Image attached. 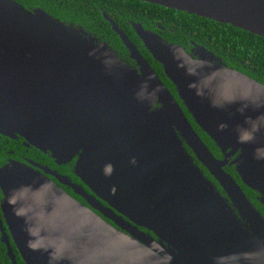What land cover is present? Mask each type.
Returning <instances> with one entry per match:
<instances>
[{"label": "water", "instance_id": "obj_1", "mask_svg": "<svg viewBox=\"0 0 264 264\" xmlns=\"http://www.w3.org/2000/svg\"><path fill=\"white\" fill-rule=\"evenodd\" d=\"M143 1L264 36V0ZM107 18L140 69L81 26L0 0V134L24 138L60 165L73 163L90 189L41 164L2 165L0 229L13 264L11 239L26 264H264V214L224 169L235 165L264 204V83L205 48L188 52L136 26L219 159L137 45Z\"/></svg>", "mask_w": 264, "mask_h": 264}, {"label": "trees", "instance_id": "obj_2", "mask_svg": "<svg viewBox=\"0 0 264 264\" xmlns=\"http://www.w3.org/2000/svg\"><path fill=\"white\" fill-rule=\"evenodd\" d=\"M30 9L41 8L50 15L67 23L81 26L86 32L105 34L106 38L115 39V44L123 46L121 38L111 28L106 15L112 17L117 24L131 37L147 55L155 62L160 71H164L160 62L156 61L145 47L144 42L137 33L136 26L142 24L145 29L159 32L170 42H176L192 52L194 43L202 45L207 51L225 63L227 66L238 69L245 74L264 83V36L251 33L242 28L218 22L203 16L191 14L186 11L162 6L143 0H17ZM109 31L110 34L106 32ZM162 79L175 94L184 107L187 116L198 131L202 139L214 151H220L214 140L204 132L187 111L178 96L173 82L164 74ZM221 152V151H220ZM31 158L39 162H50L65 173L76 176L72 164L60 165L51 156L34 146H25L24 138L12 139L0 134V167L10 159L25 160ZM242 180V179H241ZM243 182V181H242ZM244 184V183H243ZM244 188L249 196L259 193L246 184ZM3 194L0 189V200ZM255 205L264 214V204L255 199ZM18 264H26L16 245L12 242ZM0 259L3 264H13L7 254V245L2 241L0 229Z\"/></svg>", "mask_w": 264, "mask_h": 264}, {"label": "flooded vegetation", "instance_id": "obj_3", "mask_svg": "<svg viewBox=\"0 0 264 264\" xmlns=\"http://www.w3.org/2000/svg\"><path fill=\"white\" fill-rule=\"evenodd\" d=\"M107 17H110L109 15H106V19L110 22L111 24V28L114 30V32L117 34V36H119V38H121L120 34L114 29L113 27V22H111ZM112 19V17H110ZM113 20V19H112ZM115 22V20H113ZM117 23V22H115ZM119 25V24H118ZM120 27V26H119ZM121 28V27H120ZM122 29V28H121ZM123 30V29H122ZM124 31V30H123ZM125 32V31H124ZM107 34H110L109 31L106 32ZM126 33V32H125ZM159 33V32H158ZM127 34V33H126ZM160 34V33H159ZM96 37L98 42H105L107 43V46L112 49L114 52L117 53L118 57L123 60L129 67L134 68L136 70L140 69V65L138 63V61L131 55V52L129 50V48L126 46V44L124 43V41L121 38V41L123 43V46H118L115 44V39L111 40L109 38H106L105 34L103 33V30H101V33L99 34L98 32H95V34H92ZM129 36V34H127ZM130 37V36H129ZM131 39V37H130ZM137 45V44H136ZM137 47L139 48V50L141 51V53L143 54V56L150 62V64L153 66V68L156 70V72L160 75L161 79L162 76L165 74L164 71H160V68H157L155 65V62L151 60V58L147 55V53H145L138 45ZM201 48H205L202 45L196 44L194 43L193 48H191L192 51H197L198 49L200 50ZM163 80V79H162ZM164 81V80H163ZM167 85V84H166ZM169 88V87H168ZM170 89V88H169ZM171 90V89H170ZM172 92V90H171ZM173 93V92H172ZM175 96V94H174ZM176 97V96H175ZM184 108V107H183ZM205 142V141H204ZM206 143V142H205ZM208 145V144H207ZM26 146V145H25ZM28 147V146H27ZM210 148V147H209ZM189 153L191 154L193 160L195 161V163L197 165H199L201 167V170L207 175L208 178H210L213 182V184L215 185V187H217V189L225 196L228 198L227 196V191L224 189V187L222 186V184L219 182V180L210 172V170L208 169V167H206L199 159L196 158L194 151L192 150V148H190L189 146L187 147ZM211 149V148H210ZM211 151L214 153V155L216 157H218L219 159L223 158V155L220 151L218 152H214L212 149ZM24 162H31L33 163H37V164H41L44 166H48L50 169L57 171L58 173L62 174V175H66L68 176L71 181L75 184L78 185H83L85 187V189L87 191H90V189L84 184L82 183V181L80 179H76V177H72V175L70 173H65L63 171H61L60 169H58L57 167L53 166L50 162L46 161V162H39L36 160H33L31 158H27L25 160H22ZM225 171L230 173L235 180L241 184V186L243 187L245 193L247 194L246 190H245V186L241 180V177L239 176L235 165H231L228 164L224 167ZM49 176L54 179L56 182H58L66 191H68L70 194H72L74 197H76L77 199H79L80 201H82L85 204H89L88 201L81 195L78 194L75 189L71 186V185H67L64 183H61L54 175L49 174ZM247 196L255 203V199L260 200L258 196H256L255 194H253V198L251 196H249L247 194ZM6 229L8 230L7 226L5 225ZM11 242L14 243L13 239H11ZM15 244V243H14ZM17 247V246H16Z\"/></svg>", "mask_w": 264, "mask_h": 264}]
</instances>
